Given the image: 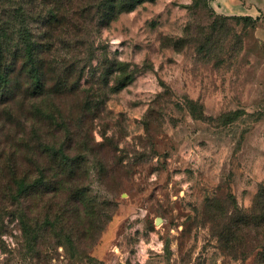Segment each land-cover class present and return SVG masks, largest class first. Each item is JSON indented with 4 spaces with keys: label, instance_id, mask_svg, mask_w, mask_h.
Wrapping results in <instances>:
<instances>
[{
    "label": "rangeland",
    "instance_id": "1",
    "mask_svg": "<svg viewBox=\"0 0 264 264\" xmlns=\"http://www.w3.org/2000/svg\"><path fill=\"white\" fill-rule=\"evenodd\" d=\"M216 7L0 0V34L23 23L44 46L31 149L85 156L98 236L69 239L65 191L21 204L0 181V264H264V15Z\"/></svg>",
    "mask_w": 264,
    "mask_h": 264
},
{
    "label": "trees",
    "instance_id": "2",
    "mask_svg": "<svg viewBox=\"0 0 264 264\" xmlns=\"http://www.w3.org/2000/svg\"><path fill=\"white\" fill-rule=\"evenodd\" d=\"M56 17L52 16L51 20ZM240 18L251 21L253 25L258 22L252 17ZM31 35V30L23 23L13 31L12 38L7 37L8 34H0V181L21 204L34 197H57L65 191L64 210L68 219H75L74 223L67 220L69 239L79 237L83 242L88 238L86 244L91 246L98 239L95 234L97 229L93 231L88 222L89 190L85 185H79L85 156L70 155L65 145L52 144L44 139L38 143V152L31 149L33 132L30 115L35 111L43 112L42 106L38 107L33 102L44 96L48 87L44 81V46L36 43ZM20 108L29 113L22 127L17 116ZM58 113L63 123L62 113ZM42 117L55 119L47 112ZM15 136L19 144H16ZM82 146L88 147V142L85 141ZM72 181L73 185H67ZM112 206L109 202L104 203V210L100 212L103 221L111 220L116 205L112 203Z\"/></svg>",
    "mask_w": 264,
    "mask_h": 264
},
{
    "label": "crops",
    "instance_id": "3",
    "mask_svg": "<svg viewBox=\"0 0 264 264\" xmlns=\"http://www.w3.org/2000/svg\"><path fill=\"white\" fill-rule=\"evenodd\" d=\"M213 2L217 4L216 8L221 14L252 17L258 19L257 23L261 21V16L264 15V0H246L247 3H244L243 0H213Z\"/></svg>",
    "mask_w": 264,
    "mask_h": 264
},
{
    "label": "water",
    "instance_id": "4",
    "mask_svg": "<svg viewBox=\"0 0 264 264\" xmlns=\"http://www.w3.org/2000/svg\"><path fill=\"white\" fill-rule=\"evenodd\" d=\"M157 223H160V219L157 221Z\"/></svg>",
    "mask_w": 264,
    "mask_h": 264
}]
</instances>
